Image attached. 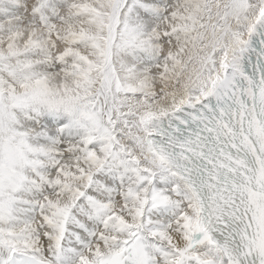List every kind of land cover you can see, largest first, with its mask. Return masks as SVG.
Here are the masks:
<instances>
[{
	"label": "snow or ice",
	"instance_id": "obj_1",
	"mask_svg": "<svg viewBox=\"0 0 264 264\" xmlns=\"http://www.w3.org/2000/svg\"><path fill=\"white\" fill-rule=\"evenodd\" d=\"M0 264H264V0H0Z\"/></svg>",
	"mask_w": 264,
	"mask_h": 264
}]
</instances>
